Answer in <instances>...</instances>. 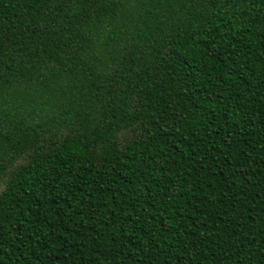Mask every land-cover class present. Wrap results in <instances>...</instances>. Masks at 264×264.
<instances>
[{
  "label": "trees",
  "instance_id": "1",
  "mask_svg": "<svg viewBox=\"0 0 264 264\" xmlns=\"http://www.w3.org/2000/svg\"><path fill=\"white\" fill-rule=\"evenodd\" d=\"M0 264H264V0H0Z\"/></svg>",
  "mask_w": 264,
  "mask_h": 264
}]
</instances>
